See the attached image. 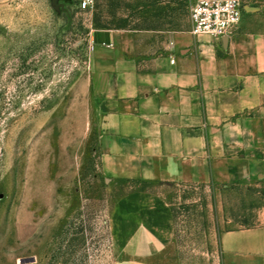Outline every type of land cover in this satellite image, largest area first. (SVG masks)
<instances>
[{
  "label": "rangeland",
  "instance_id": "obj_1",
  "mask_svg": "<svg viewBox=\"0 0 264 264\" xmlns=\"http://www.w3.org/2000/svg\"><path fill=\"white\" fill-rule=\"evenodd\" d=\"M198 0H0V264H124L117 206L144 194L175 217L171 248L149 264H222L220 235L263 221L264 185L114 178L92 122L99 30L133 31L142 56L192 38ZM242 30L264 31V0H241Z\"/></svg>",
  "mask_w": 264,
  "mask_h": 264
},
{
  "label": "crops",
  "instance_id": "obj_2",
  "mask_svg": "<svg viewBox=\"0 0 264 264\" xmlns=\"http://www.w3.org/2000/svg\"><path fill=\"white\" fill-rule=\"evenodd\" d=\"M240 24L226 41L195 36L168 55L142 56L133 31L99 30L92 53L91 117L103 169L161 183L264 185V31ZM263 221L220 235L222 264H264ZM124 264L171 248L174 212L135 194L117 206Z\"/></svg>",
  "mask_w": 264,
  "mask_h": 264
},
{
  "label": "built area",
  "instance_id": "obj_3",
  "mask_svg": "<svg viewBox=\"0 0 264 264\" xmlns=\"http://www.w3.org/2000/svg\"><path fill=\"white\" fill-rule=\"evenodd\" d=\"M94 0H83L81 7H92ZM192 33L208 35L214 39L227 40L232 36L243 18L241 0H198L190 10Z\"/></svg>",
  "mask_w": 264,
  "mask_h": 264
},
{
  "label": "water",
  "instance_id": "obj_4",
  "mask_svg": "<svg viewBox=\"0 0 264 264\" xmlns=\"http://www.w3.org/2000/svg\"><path fill=\"white\" fill-rule=\"evenodd\" d=\"M224 41H226V39Z\"/></svg>",
  "mask_w": 264,
  "mask_h": 264
}]
</instances>
